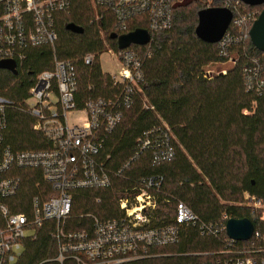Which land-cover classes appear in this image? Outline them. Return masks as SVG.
<instances>
[{
    "label": "trees",
    "instance_id": "16d2710c",
    "mask_svg": "<svg viewBox=\"0 0 264 264\" xmlns=\"http://www.w3.org/2000/svg\"><path fill=\"white\" fill-rule=\"evenodd\" d=\"M209 7H225V0H184L174 8L171 27L152 36L142 92L106 141L105 152L111 155L109 165L119 168L134 155L137 140L143 133L165 122L174 135L173 159L154 165L149 154H142L127 175L164 176L157 209L159 219L171 221L175 205L180 201L200 218L198 225L183 228L177 245L151 250L160 256L127 264H218L219 259L224 258L222 251L243 249L250 244L231 242L226 231H222L226 221L232 218H248L255 230L264 233V209L255 210L243 204L245 194L264 204V93L247 91L245 83V70L264 67V54L247 38L229 47V57L238 61L228 68L227 74L206 78L205 72L211 65L228 63L227 57L219 55L217 43H206L196 36L198 13ZM242 7L247 11L264 9V5ZM98 13L102 19L95 21L90 0H72L68 11L57 14L58 40L54 48L32 47L27 59L16 63L14 70L0 68V96L13 103L7 112L6 142L14 151L40 150L48 146L43 134L33 130V118L18 106L28 97L37 76L53 68L55 56L75 64L80 98L89 94L87 88L91 83L97 88L95 95L106 94L111 84L109 75L103 72L98 60L88 67L83 58L87 54L101 55L107 47L119 50L117 40L111 35L122 33L116 28L110 9L101 7ZM136 29H148L146 16L133 18L128 31ZM100 31L104 32L107 44ZM131 48L141 53L148 47L132 45ZM145 103L153 108H146ZM19 174L22 187L14 200L17 204L13 211L29 212L33 196L47 199L42 194L48 185L41 171L25 169ZM89 193L80 192L75 197L70 221L76 224L73 227H82V222L75 218L82 213L92 212L101 217L117 214V199L121 195H117L115 189L95 192L104 199L101 206L92 202ZM103 208H107L105 213ZM201 224L218 232L208 235L200 228ZM53 226L54 222L49 221L27 239L16 264H39L55 256L50 236Z\"/></svg>",
    "mask_w": 264,
    "mask_h": 264
},
{
    "label": "built area",
    "instance_id": "2783aa9c",
    "mask_svg": "<svg viewBox=\"0 0 264 264\" xmlns=\"http://www.w3.org/2000/svg\"><path fill=\"white\" fill-rule=\"evenodd\" d=\"M183 1L91 0L97 10L95 21L102 19L98 10L106 7L114 14L116 28L122 34L129 33L133 18L146 16V30L151 39L156 32L171 27L174 8ZM71 4L72 0H0V61L22 63L32 47L54 48L58 40L57 14L68 11ZM242 5L245 4L240 0H225V7L233 12V20L217 44L219 55L227 57L231 64L238 60L229 57V47L250 38V29L261 13L247 11ZM232 24L233 30L229 31ZM151 39L142 46L148 48L141 53L131 48L132 45L119 50L109 47L104 52L115 56L120 66L118 73L103 71L111 79L105 95H95L97 88L91 83L87 88L89 94L80 98L75 64L54 57L53 68L37 76L28 97L18 106L33 118V130L43 134L47 148L14 151L7 144V112L13 103L0 96V264H16L30 238L26 232L37 233L49 221L54 222L50 236L56 254L39 264H127L157 257L160 254L152 253L153 248L177 245L184 227L200 223L198 215L182 201L176 203L171 221L159 219L157 209L163 175L141 178L127 175L142 154H149L154 165L173 159L174 135L165 122L143 133L137 140L134 155L121 167H111V155L105 152L108 136L121 124L125 112L133 107L142 92L144 66L151 57ZM104 53L87 54L84 65L91 67L97 60L101 65L100 57ZM227 72L225 68L216 74ZM216 74L208 69L205 77L212 79ZM245 83L247 91L262 95L264 67L245 70ZM144 101L147 102L146 97ZM145 107L153 108L146 103ZM71 117L76 120L71 121ZM25 169L42 172L43 181L48 185L42 196L47 199L33 196L29 212H16L14 200L22 187L19 171ZM111 189L121 195L117 199V214L101 217L92 212L82 213L75 217L82 222V227H73L76 224L70 221L77 194L90 192L88 197L101 206L104 199L95 192ZM164 200L169 201L167 197ZM245 200L255 210L263 205L249 194ZM106 211L107 208L102 209ZM226 223L222 231H226ZM200 228L208 235L218 232L205 224ZM246 242L250 244L243 249L222 251L224 258L218 264H264V233L255 230Z\"/></svg>",
    "mask_w": 264,
    "mask_h": 264
},
{
    "label": "water",
    "instance_id": "95a60500",
    "mask_svg": "<svg viewBox=\"0 0 264 264\" xmlns=\"http://www.w3.org/2000/svg\"><path fill=\"white\" fill-rule=\"evenodd\" d=\"M248 6H262L264 0H240ZM233 20V12L226 7H209L198 13V25L196 27V36L206 43H218ZM76 31L78 28L70 26ZM251 43L261 52H264V9L259 17L254 21L250 29ZM111 38L116 39L120 49L128 48L131 45L144 46L149 43L151 36L146 29H136L127 34H112ZM0 68L14 70L16 63L12 60L0 61ZM255 227L248 218L229 219L226 223V233L228 237L235 241H248L253 236ZM211 264V263H208Z\"/></svg>",
    "mask_w": 264,
    "mask_h": 264
},
{
    "label": "rangeland",
    "instance_id": "374dc122",
    "mask_svg": "<svg viewBox=\"0 0 264 264\" xmlns=\"http://www.w3.org/2000/svg\"><path fill=\"white\" fill-rule=\"evenodd\" d=\"M90 2H91V0H90ZM91 7H92V10L94 11V17H96L97 10L95 9L92 2H91ZM100 35H101V38L103 39L104 43L107 44L103 31H100ZM107 49H108V47H107ZM100 63L102 65L103 71H105L107 73H118L120 71V66H118L119 63L116 60V57L113 56L110 52H106L100 57ZM231 66H232V64L230 62H228V63H217L214 65H211L209 67V69H211L213 71V73L216 74L221 69H225V68L228 69ZM74 119L76 120V117H71V121H74ZM243 204L249 206L247 201L245 200V196H244V203ZM259 209H264V204ZM35 233H36L35 230H29L26 232V235H27V237H32Z\"/></svg>",
    "mask_w": 264,
    "mask_h": 264
}]
</instances>
